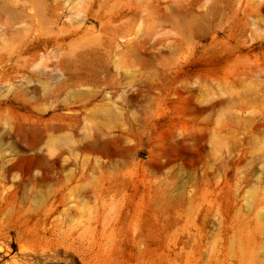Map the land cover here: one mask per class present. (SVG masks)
<instances>
[{
    "label": "rangeland",
    "instance_id": "obj_1",
    "mask_svg": "<svg viewBox=\"0 0 264 264\" xmlns=\"http://www.w3.org/2000/svg\"><path fill=\"white\" fill-rule=\"evenodd\" d=\"M0 264H264V0H0Z\"/></svg>",
    "mask_w": 264,
    "mask_h": 264
}]
</instances>
